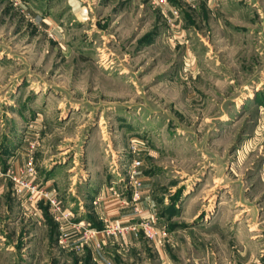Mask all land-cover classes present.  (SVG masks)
<instances>
[{"label": "rangeland", "instance_id": "374dc122", "mask_svg": "<svg viewBox=\"0 0 264 264\" xmlns=\"http://www.w3.org/2000/svg\"><path fill=\"white\" fill-rule=\"evenodd\" d=\"M30 159L72 222L103 182L157 233L59 242ZM0 176V264H264V0H0Z\"/></svg>", "mask_w": 264, "mask_h": 264}, {"label": "crops", "instance_id": "0c3cea01", "mask_svg": "<svg viewBox=\"0 0 264 264\" xmlns=\"http://www.w3.org/2000/svg\"><path fill=\"white\" fill-rule=\"evenodd\" d=\"M199 2H203L205 0H198ZM21 147H18V149L16 148L15 152L12 155V167H16L18 165H22V163H24L25 161V155L23 152H20ZM60 167L56 166L55 169L54 168H49L47 170V177L45 178V174L43 173V178H45V180H43V182H41L42 180L39 179V176H36V173H33V175H30V178L28 179L32 184L35 181L36 185L39 186H43L46 189H49V187H51L52 185L55 187V184L57 182L55 176H53V174L57 171H59ZM143 168V167H142ZM70 170V169H69ZM91 177V175L89 176V178ZM143 177V176H142ZM146 177H143V186H144V190L142 191L143 194V200H142V204H145V207L148 204V193L146 190L147 187V179H145ZM45 183V184H44ZM90 185V182H88ZM88 187V186H87ZM10 188L12 189V183L10 180H8L5 176H0V197L3 195V197H6L7 201H9L8 199V194H10ZM56 188V187H55ZM68 190H71V187L68 188ZM94 192L91 193V198L90 201H92V203L94 205L90 206V214L88 215H84L83 218H79L78 221L84 222L87 226L89 227H93V228H99V225L102 224L105 220L108 221H112V222H126V221H132L135 220L138 216L137 213H135V211H133L130 207L131 205H124L123 204V200H121V198L119 196H116L114 194H111L108 189H104V184L103 182H99L98 186L94 188L93 190ZM104 191H106V195L104 194ZM103 196H102V194ZM35 196V195H33ZM42 199V198H41ZM44 200V199H43ZM46 202V200H44ZM38 203V201H37ZM37 203H33L31 204L33 206V208H35V211L37 213H40L39 210V205ZM37 205V206H36ZM73 209V208H71ZM70 209V211H71ZM73 212V211H72ZM74 213V212H73ZM151 215V214H148ZM146 215V216H148ZM140 216V215H139ZM152 216V215H151ZM81 219H85L81 220ZM155 222V221H154ZM156 225V224H155ZM158 230V229H157ZM76 232V231H75ZM79 233L77 235H75V237L77 238H71L70 241L75 245L77 241H79L80 237H81V232L82 230L78 231ZM101 236H103V234L99 231L97 232L94 237L92 238V240H90V242L92 243V245H94V249H96L97 251V255L100 256L101 252L104 251L105 249H107V245H111L113 243V240L111 237H104L103 239H101ZM129 237V240H125L122 243H127L134 241V238L136 239V237L134 236H126ZM99 240V241H98ZM101 241V242H100ZM102 243V246L100 248L97 249V247L95 246L97 243ZM116 244V243H114ZM78 245V244H77ZM102 257V255H101Z\"/></svg>", "mask_w": 264, "mask_h": 264}, {"label": "built area", "instance_id": "2783aa9c", "mask_svg": "<svg viewBox=\"0 0 264 264\" xmlns=\"http://www.w3.org/2000/svg\"><path fill=\"white\" fill-rule=\"evenodd\" d=\"M154 2H163V0H153ZM165 2V0H164ZM23 170V174H17L11 176V179L15 181L16 187L18 185L21 186V189H27L30 196L38 194V196H41L42 199H45L47 203L49 204L50 211L53 213L55 219L60 222V228L62 229V236L59 238V242H65L68 235L71 233H74L76 231L75 228H82V238L83 241L80 243L82 246L84 245V242L88 240H92L94 235L98 232L93 227H85L84 222H72V212L68 209H62V205L58 202V199L55 196H52L51 193L43 190H39V185H36L35 183H31L27 176L33 175L35 172L34 164L32 163L31 159L28 160ZM142 161L139 159H132L131 169H130V175L132 180H134L133 187H137V175L139 174L138 168L142 166ZM133 200H137L139 198L138 192H133ZM138 209V208H137ZM142 222L140 223H132L128 226H123L121 224H106L104 223V230L111 234H116L117 231L119 232H134L139 233V231H143L146 235H149L150 237H154V235L157 233V230L155 228L153 218L152 216H147L142 218ZM68 223V225H67ZM100 245V243H98Z\"/></svg>", "mask_w": 264, "mask_h": 264}]
</instances>
